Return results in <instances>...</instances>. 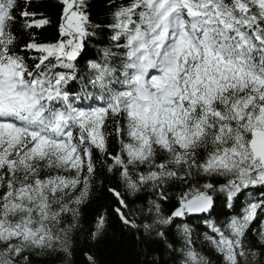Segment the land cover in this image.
Wrapping results in <instances>:
<instances>
[{
  "label": "snow or ice",
  "instance_id": "6c2138e0",
  "mask_svg": "<svg viewBox=\"0 0 264 264\" xmlns=\"http://www.w3.org/2000/svg\"><path fill=\"white\" fill-rule=\"evenodd\" d=\"M59 2V38L18 48V20L28 30L50 20L30 0H0V264L70 253L94 150L124 192L150 194L137 224L124 192L108 189L124 225L166 242L177 218L195 215L226 264L254 257L245 241L264 217V0H113L107 23L93 22L89 0ZM218 201L235 213L219 225L209 220ZM178 228L182 264H208L190 223Z\"/></svg>",
  "mask_w": 264,
  "mask_h": 264
},
{
  "label": "trees",
  "instance_id": "16d2710c",
  "mask_svg": "<svg viewBox=\"0 0 264 264\" xmlns=\"http://www.w3.org/2000/svg\"><path fill=\"white\" fill-rule=\"evenodd\" d=\"M25 2L26 0H20L21 5ZM30 2L29 10L46 16L50 23L41 29L28 30L23 28V21L18 20L12 29L14 33H19L15 41V46L18 48H22L33 37L45 43L59 38L58 26L62 11L59 0H30ZM112 2L113 0H89V11L94 23L110 21L109 5ZM116 2L119 3L121 0H116ZM19 10L18 8L17 11ZM96 47L94 41H89L91 50L89 55L96 52ZM21 54L33 55V53L25 54L24 52ZM110 130V128L106 129V131ZM117 150L118 142L115 136H112L109 139L108 151L115 153ZM93 161L96 165V173L89 198L80 207L79 226L72 234L70 253H61L55 257H33V264H182L185 258V239L178 225L183 223H190L193 247L205 257L208 264H226L223 255L218 253L206 238V235H213L207 223L202 219H197L195 215L177 218L176 223L169 228L166 242H161L155 231L145 232L142 227L136 229L124 225L114 211L118 202L108 191L109 188H116L124 192L118 180V173L110 172L108 165L111 160L95 150ZM200 183H203V180ZM182 190L184 189L178 183L168 187L169 201L162 205L166 215L178 206V195ZM124 195L128 208L132 212L130 218L135 219L137 224L146 222L141 209L146 206L150 194L141 192L132 196L124 192ZM234 214L231 208L218 201L216 214L210 216L209 220L219 225L225 223ZM101 216L105 218L104 228L94 236L97 220ZM252 228L245 243L251 244V251L256 255L242 258L241 264H264V242L261 241L259 235L260 230L264 229V217ZM89 257L92 259L89 260Z\"/></svg>",
  "mask_w": 264,
  "mask_h": 264
},
{
  "label": "water",
  "instance_id": "95a60500",
  "mask_svg": "<svg viewBox=\"0 0 264 264\" xmlns=\"http://www.w3.org/2000/svg\"><path fill=\"white\" fill-rule=\"evenodd\" d=\"M176 207H177V206H176ZM174 208H175V207H174ZM174 208H173V209H174ZM173 209H172V210H173Z\"/></svg>",
  "mask_w": 264,
  "mask_h": 264
}]
</instances>
